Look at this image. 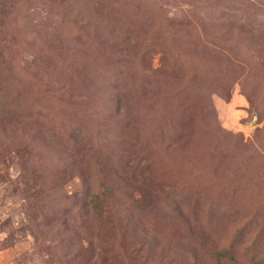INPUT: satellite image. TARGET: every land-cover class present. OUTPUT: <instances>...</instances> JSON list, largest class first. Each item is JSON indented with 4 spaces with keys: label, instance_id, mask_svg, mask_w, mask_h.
I'll return each mask as SVG.
<instances>
[{
    "label": "rangeland",
    "instance_id": "rangeland-1",
    "mask_svg": "<svg viewBox=\"0 0 264 264\" xmlns=\"http://www.w3.org/2000/svg\"><path fill=\"white\" fill-rule=\"evenodd\" d=\"M0 264H264V0H0Z\"/></svg>",
    "mask_w": 264,
    "mask_h": 264
}]
</instances>
